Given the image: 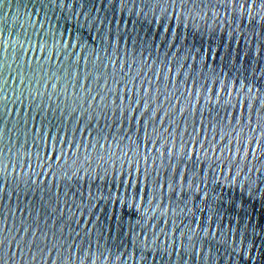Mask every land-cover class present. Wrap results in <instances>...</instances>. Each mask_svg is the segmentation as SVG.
<instances>
[{
	"label": "water",
	"instance_id": "1",
	"mask_svg": "<svg viewBox=\"0 0 264 264\" xmlns=\"http://www.w3.org/2000/svg\"><path fill=\"white\" fill-rule=\"evenodd\" d=\"M0 264H264V0H0Z\"/></svg>",
	"mask_w": 264,
	"mask_h": 264
}]
</instances>
